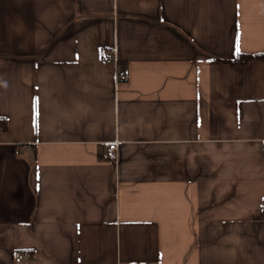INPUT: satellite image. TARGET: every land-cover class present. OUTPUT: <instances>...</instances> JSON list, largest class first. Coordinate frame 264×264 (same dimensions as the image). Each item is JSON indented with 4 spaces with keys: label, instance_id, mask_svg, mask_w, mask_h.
<instances>
[{
    "label": "crops",
    "instance_id": "1",
    "mask_svg": "<svg viewBox=\"0 0 264 264\" xmlns=\"http://www.w3.org/2000/svg\"><path fill=\"white\" fill-rule=\"evenodd\" d=\"M237 40L264 53V0H0V264H264Z\"/></svg>",
    "mask_w": 264,
    "mask_h": 264
},
{
    "label": "trees",
    "instance_id": "2",
    "mask_svg": "<svg viewBox=\"0 0 264 264\" xmlns=\"http://www.w3.org/2000/svg\"><path fill=\"white\" fill-rule=\"evenodd\" d=\"M252 60L264 61V53L256 54H240L232 61H229L231 65L246 64ZM8 128V120L6 117L0 116V131H6Z\"/></svg>",
    "mask_w": 264,
    "mask_h": 264
},
{
    "label": "built area",
    "instance_id": "3",
    "mask_svg": "<svg viewBox=\"0 0 264 264\" xmlns=\"http://www.w3.org/2000/svg\"><path fill=\"white\" fill-rule=\"evenodd\" d=\"M108 152L111 159L116 160L118 156V143L115 142L110 144ZM17 257L19 260H30L33 258L32 255L28 252L19 253Z\"/></svg>",
    "mask_w": 264,
    "mask_h": 264
},
{
    "label": "snow or ice",
    "instance_id": "4",
    "mask_svg": "<svg viewBox=\"0 0 264 264\" xmlns=\"http://www.w3.org/2000/svg\"><path fill=\"white\" fill-rule=\"evenodd\" d=\"M235 53L236 54H240V44H239V41L237 40V43H236V47H235ZM35 109H36V115H35V119L38 121V118H39V112H38V98L35 102V105H34ZM37 128L39 127V124L36 123L35 125Z\"/></svg>",
    "mask_w": 264,
    "mask_h": 264
}]
</instances>
